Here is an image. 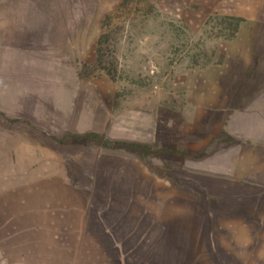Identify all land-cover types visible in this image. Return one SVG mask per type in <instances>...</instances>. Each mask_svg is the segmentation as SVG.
Listing matches in <instances>:
<instances>
[{
  "label": "crops",
  "instance_id": "0c3cea01",
  "mask_svg": "<svg viewBox=\"0 0 264 264\" xmlns=\"http://www.w3.org/2000/svg\"><path fill=\"white\" fill-rule=\"evenodd\" d=\"M186 5L234 33L100 145L69 135L111 0H0V264H264V0Z\"/></svg>",
  "mask_w": 264,
  "mask_h": 264
},
{
  "label": "rangeland",
  "instance_id": "374dc122",
  "mask_svg": "<svg viewBox=\"0 0 264 264\" xmlns=\"http://www.w3.org/2000/svg\"><path fill=\"white\" fill-rule=\"evenodd\" d=\"M188 2L111 0L98 45L87 61L78 63L79 126L84 133L69 135V140L87 138L104 145L98 130L111 114L157 88L182 82L184 75L212 59L217 42L234 33L237 20L184 11ZM209 4L202 9L205 13L213 7Z\"/></svg>",
  "mask_w": 264,
  "mask_h": 264
}]
</instances>
